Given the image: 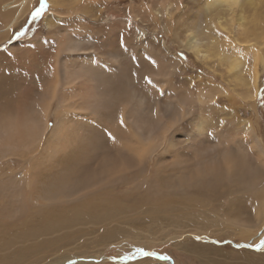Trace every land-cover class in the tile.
<instances>
[{"label": "bare ground", "instance_id": "1", "mask_svg": "<svg viewBox=\"0 0 264 264\" xmlns=\"http://www.w3.org/2000/svg\"><path fill=\"white\" fill-rule=\"evenodd\" d=\"M154 1L142 0L141 7L157 19ZM95 2L86 0L78 9L89 14ZM161 2L166 18L174 20L180 14L183 0ZM260 3L207 0L211 12L204 19L193 20L184 37L178 33L176 37L198 57L206 51L202 52L205 58L217 56L230 71L242 67L244 59L222 57L214 49L219 43L214 35L217 31L223 33L229 21L231 27L247 28L248 10H258ZM24 13L17 0H0V42L15 29ZM45 23L53 26V15ZM83 38L85 42L68 31L65 39L56 43L58 48L52 55L39 54L31 73L25 74L35 84L19 82L21 97L28 105L20 108L19 115L11 111L4 119L0 115V157L4 160L0 165V209L10 218L0 220V264L22 263L44 248L57 252L92 231L90 227L104 228L112 223L128 222L140 227L148 220L175 225L191 220L194 225L199 226L201 221L209 228L225 222L233 229L230 236L235 231L259 230L264 225V140L256 128L250 122L245 124L248 144L243 137L235 139L236 143L227 141L225 136L234 126L231 118L195 121L194 117L193 126V121L190 124L187 119L195 111L204 114L205 109L218 105H205L207 100H215L212 93L200 99V94L205 95L201 82L179 86L174 78H180L181 73L168 70L156 58L155 68L140 71L138 77L146 75L152 83L139 84L126 62L130 53L119 57L112 51L100 52L88 34ZM203 45L205 50L201 49ZM65 52L74 53L77 62L70 63ZM95 52L107 55L97 62ZM254 57V62L259 61L260 52ZM252 70L248 83L252 87L246 94L255 100L260 76L256 64ZM237 78L241 85L247 83L241 74ZM2 86L0 94L9 85ZM149 88L158 89L159 96L151 100L145 91ZM220 101L228 100L217 98ZM239 127L235 133L243 136ZM188 128H194L187 135L190 138L184 135ZM12 158L21 162L18 168L11 165ZM244 166L248 168L245 171ZM164 184L171 192H162ZM106 228L102 230L116 233L113 227ZM125 232L121 229L119 233L122 236L129 230ZM60 254L56 264L58 259L66 262L72 257Z\"/></svg>", "mask_w": 264, "mask_h": 264}, {"label": "rangeland", "instance_id": "2", "mask_svg": "<svg viewBox=\"0 0 264 264\" xmlns=\"http://www.w3.org/2000/svg\"><path fill=\"white\" fill-rule=\"evenodd\" d=\"M17 1L25 10L23 18L14 27L15 29L10 35L0 42V87L4 88L2 84L9 85L8 89H4L7 91L0 94V115H3V119L6 112L9 111L11 114L19 115L20 108L26 102L21 97L22 87H19V82H33L27 80L25 74L31 73L39 58L38 55H52L58 48L56 43L63 41L65 33L69 31L77 38L83 39L84 42L83 35L88 34L92 38L91 44H97L100 52L112 51L118 53L119 57L130 53L131 57L126 59V62H128L129 69L137 75L134 80L137 79L139 84L150 86L144 79L146 75L138 78L140 71L155 68V64H152L148 57H154V60L157 58L168 70L180 72V78L178 76L174 78V82L179 86L188 87L201 82L204 86L203 93H212L216 97H214V101L207 100L205 105L207 107L214 103L218 105L211 106V111L209 108L205 109L204 114L195 111L192 114L194 116L191 115L187 119L190 124L193 121V126L195 121L205 117H210L211 120L217 116L226 120L231 118L234 121V126L232 131L226 133L227 135L225 134L228 139L224 137V140H233L230 142L236 143L238 141L235 139L243 137L249 144L250 137L246 132L248 128L245 125L249 122L256 128L257 135L264 140V104L261 103V100L264 99V0H260L258 10L249 8L252 10L247 12L249 15L247 28L241 29L234 26V29L233 26L231 27V21H229L222 31L223 33L215 32L214 37L218 39L219 43L215 44L214 49L221 53L222 57L230 55L232 58L244 59L243 66L232 71L227 64H221L217 56L205 58L202 52L206 51H202L200 57L195 52H188L176 37V33L184 37V31L192 25L193 20L204 19L205 15L211 12L212 7L206 6L207 0H183V6L180 5V14H176L174 20L166 18L161 0H155L153 3V11L157 15V19H153L144 11V8L142 9V0L133 3H125L121 0L117 2L114 0H97L94 3L95 7H91L89 14L78 9L85 4L86 0H63L61 3L47 0L48 7L42 16L35 20L31 19V15L39 7L41 0ZM256 11L259 14L255 15ZM49 15H53L54 18V24L51 27H47L45 23V19ZM251 25L258 26L256 28L259 29L257 30ZM22 29L24 34L17 36L16 33ZM250 30H254V35L249 32ZM245 32H248V35ZM14 45L16 48L9 50ZM205 48V45L201 47L202 50ZM257 52H260V58L259 61L254 62V55ZM65 53L70 59V63L77 62L74 53ZM93 54L97 62L103 61L107 55L98 52ZM81 58L84 59L83 53ZM255 64L259 70L260 89L257 91L258 97L254 100L249 98L246 90L252 87V83L250 85L248 83L252 80L251 74ZM239 74L246 79L247 83L244 86L237 78ZM145 91L151 100L159 96V90L156 88L145 89ZM207 95L209 96V94ZM200 96V99L207 98L206 94L203 96L200 94ZM220 97L228 101L217 102V98ZM239 99L242 100L240 103H233L234 100L237 102ZM208 101L213 103L210 104ZM199 102L204 103L202 100ZM244 102L245 104H243ZM28 103L24 105V108ZM194 117H196L195 121L193 120ZM51 122L54 123L53 118ZM240 125L243 129L241 131L243 136L237 134ZM190 126L192 128V125ZM191 128L185 129L186 138H190L188 136L192 134L194 129ZM224 129L226 130L227 127ZM236 136L237 138H235ZM16 159L12 158L11 165L18 168L21 162L16 161ZM3 162L4 160L0 157V165ZM247 169L246 166L243 167L244 171ZM162 192L168 193L171 192V189H168L164 184ZM4 212L5 210L0 209V220L6 222L10 218H7ZM159 222L148 220L140 227L132 226L128 222L112 223L114 225L108 224L109 227L104 226V228L102 226L90 227L92 231L83 237L81 236L82 238H78L79 240L74 239L77 241L62 247L61 251L55 252V249L48 248L47 250L44 248V250L37 252L39 256L36 254L32 258L33 262L31 258H26V262L23 261L18 264H56L55 261L61 255L60 253L70 254L72 257H68L66 262H60L58 259L59 263L57 264H264V251L254 247H238V245L259 244L264 240V225L259 230L258 228H251L244 233L235 231V234L230 236L229 233H232L233 229L224 221V224H215L209 228L203 227L201 221L199 224L201 227L194 225L191 220H189V224L186 222L181 225H175L169 221H166V224H163L165 221ZM167 223L171 225L169 226ZM111 227L116 229L117 234L114 231L102 230L105 228L110 230ZM199 228L205 231H197ZM121 229L126 230V232L129 230V232H125L126 234L121 236L119 233ZM138 249L154 252L156 255L143 256L139 254ZM6 251L3 250V252ZM37 256L39 258H36ZM164 257L170 259H164Z\"/></svg>", "mask_w": 264, "mask_h": 264}, {"label": "snow or ice", "instance_id": "3", "mask_svg": "<svg viewBox=\"0 0 264 264\" xmlns=\"http://www.w3.org/2000/svg\"><path fill=\"white\" fill-rule=\"evenodd\" d=\"M47 7H48L47 0H41L39 7H37L34 10V12L32 13L31 19L35 20V19L41 17ZM23 34H24V30L23 29L20 32L16 33L17 36L23 35ZM148 59L150 60V62L152 64L156 63V61L153 60L151 57H148ZM144 79L148 82V84L152 83V80H151L150 77H145ZM261 103L264 104V99L261 100ZM120 123L122 125L124 124V120H123L122 116H121V119H120ZM109 136H111V134H109ZM244 246H246V247H254L257 250L264 251V240H262L259 244H254V245H238V247H244ZM137 251L139 252L140 255H143V256H155L156 255V253L147 252L144 249H138ZM164 259H170V258L169 257H164Z\"/></svg>", "mask_w": 264, "mask_h": 264}]
</instances>
